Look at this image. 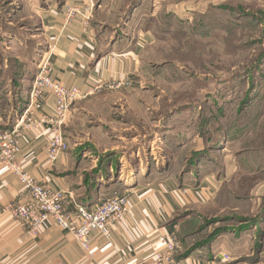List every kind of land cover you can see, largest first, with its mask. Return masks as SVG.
Here are the masks:
<instances>
[{"label": "rangeland", "instance_id": "374dc122", "mask_svg": "<svg viewBox=\"0 0 264 264\" xmlns=\"http://www.w3.org/2000/svg\"><path fill=\"white\" fill-rule=\"evenodd\" d=\"M88 1L66 6L64 25L82 16L102 43L125 31L141 45L127 83L98 80L71 107L67 151L96 157L80 183L95 169L118 185L140 170L171 182L178 259L213 248L223 264H264V62L248 73L264 59V0ZM50 11L48 0H0L3 112L36 68Z\"/></svg>", "mask_w": 264, "mask_h": 264}, {"label": "crops", "instance_id": "0c3cea01", "mask_svg": "<svg viewBox=\"0 0 264 264\" xmlns=\"http://www.w3.org/2000/svg\"><path fill=\"white\" fill-rule=\"evenodd\" d=\"M48 1L51 11L42 18L45 44L43 51H39L38 60L43 53L47 54L50 76L62 85L77 87L82 92L98 80L127 83L126 77L132 72L135 52L141 43H133L125 31L110 36L102 43L92 22L84 25L82 16H76L67 26L64 25V8L72 3L88 8V0ZM35 73L36 68L32 77L20 81L21 98L14 95L12 99L16 98V102L10 108L4 112L0 108V130H10L24 112ZM42 105L41 110L34 111L35 117L39 113H52L51 95L45 98ZM47 142L48 136L42 130L23 131L17 162L41 184L63 191L66 196L64 206L73 211L79 206L78 198L84 190L80 183L84 171L81 167L84 163L94 167L96 157H90L86 150L78 155L67 151L56 162L50 163L46 158ZM126 174L119 185L116 181L108 182L113 177L107 180L99 178L96 196L102 199L126 193V213L122 221L110 226L109 240L92 234L90 247L84 251L70 234L59 230L52 222L45 223L32 236L27 226L4 212L6 206L22 200L23 191L17 179L0 166V264L149 263L162 250L159 237L176 233L179 224L175 216L180 213L182 203L171 182H152L143 170ZM210 250L211 254H206L203 249L191 251L181 259L205 260L214 254V249Z\"/></svg>", "mask_w": 264, "mask_h": 264}, {"label": "built area", "instance_id": "2783aa9c", "mask_svg": "<svg viewBox=\"0 0 264 264\" xmlns=\"http://www.w3.org/2000/svg\"><path fill=\"white\" fill-rule=\"evenodd\" d=\"M76 10L68 14V18ZM105 84L99 82L94 91L103 89ZM90 92L83 93L76 87L69 88L50 76L48 57L40 56L36 66L28 103L24 112L15 121L10 130H0V166L5 167L19 182L23 191L22 200L13 202L3 210L12 218L28 227V233L37 234L38 229L47 222H52L59 230L70 234L78 246L88 251L90 237L97 234L103 239H110V226L119 223L125 216L128 195H114L98 199L89 209L76 206L73 211L65 208L66 196L61 190H52L41 184L25 171L17 162L20 152V138L23 131L42 130L48 136L46 158L50 163L56 162L67 151L62 131L68 122L72 105L87 97ZM53 98L51 114L34 111L42 109L47 96ZM162 250L146 264H223L227 256H217L206 260L190 259L183 261L177 258L179 244L172 236H161L158 239Z\"/></svg>", "mask_w": 264, "mask_h": 264}, {"label": "trees", "instance_id": "16d2710c", "mask_svg": "<svg viewBox=\"0 0 264 264\" xmlns=\"http://www.w3.org/2000/svg\"><path fill=\"white\" fill-rule=\"evenodd\" d=\"M263 62H264V59L258 60L257 63L252 65L251 69L248 70V73L254 72L259 66H261L263 64ZM3 84H0V85L2 86ZM13 86H15V85L13 84ZM196 159H198V158H196ZM107 176H108V172L105 171L104 169L103 170H99V169L93 170V175L91 176L90 180L86 183H83V185H82L84 190L82 191L80 198H78L79 206H82L86 209H89L100 198V197L96 196V190L95 189H96V186L98 185L97 182H98L100 177L105 178ZM117 195H120V194L118 193ZM111 196H109V197H111ZM190 252L191 251L186 252L185 255L187 256Z\"/></svg>", "mask_w": 264, "mask_h": 264}, {"label": "bare ground", "instance_id": "6f19581e", "mask_svg": "<svg viewBox=\"0 0 264 264\" xmlns=\"http://www.w3.org/2000/svg\"><path fill=\"white\" fill-rule=\"evenodd\" d=\"M42 55H43L44 60H45L47 58V54L46 53H43Z\"/></svg>", "mask_w": 264, "mask_h": 264}]
</instances>
